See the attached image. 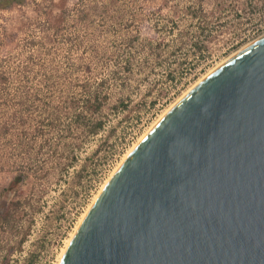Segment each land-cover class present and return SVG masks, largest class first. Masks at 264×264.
Returning <instances> with one entry per match:
<instances>
[{
	"label": "rangeland",
	"instance_id": "374dc122",
	"mask_svg": "<svg viewBox=\"0 0 264 264\" xmlns=\"http://www.w3.org/2000/svg\"><path fill=\"white\" fill-rule=\"evenodd\" d=\"M101 1L0 0V65L15 66L21 55L47 48L59 69L73 68L81 79L87 61L100 66L93 55L123 53L122 39L162 44L155 57L142 58L140 51L127 78L108 87L97 134H66L70 152L55 164L39 153L38 138L32 142L29 175L17 190L7 187L18 152L0 142V264H57L80 217L130 147L213 69L264 35V0H104L108 13L101 12ZM83 4L91 8L83 10ZM64 11L71 12L67 18ZM113 67L109 61L99 74ZM14 200L22 204L15 221L6 223L1 216Z\"/></svg>",
	"mask_w": 264,
	"mask_h": 264
},
{
	"label": "water",
	"instance_id": "95a60500",
	"mask_svg": "<svg viewBox=\"0 0 264 264\" xmlns=\"http://www.w3.org/2000/svg\"><path fill=\"white\" fill-rule=\"evenodd\" d=\"M60 264H264V35L146 134Z\"/></svg>",
	"mask_w": 264,
	"mask_h": 264
},
{
	"label": "trees",
	"instance_id": "16d2710c",
	"mask_svg": "<svg viewBox=\"0 0 264 264\" xmlns=\"http://www.w3.org/2000/svg\"><path fill=\"white\" fill-rule=\"evenodd\" d=\"M82 7L83 10L91 8L87 4H83ZM73 9L78 15L82 11L81 8ZM101 9L102 13L110 11L104 0L101 1ZM71 12L64 11V17L67 18ZM55 29L58 30V27ZM64 39L59 41L62 42ZM55 40L58 41L57 36ZM160 44L155 40H139L132 37L122 39L120 45L125 48L123 53L109 55L101 52L100 55H93L97 60L92 61H97L100 66L92 68L87 61L81 79L71 74L73 68H69V72L67 68L59 69L54 61L53 52L47 48L42 54L29 52L21 55L15 66L6 64L5 60V65H0V142H3L2 145L5 147L13 146V152L16 150L18 152V158L10 160L12 164L15 163L17 173L7 189L17 190L24 178L28 177L30 164L27 159L31 160L32 142L36 138L41 148L39 153L41 155L44 153V157L55 164V159L59 155L63 157L66 152H70L66 134L73 135L74 129L82 136L97 134L104 125L102 109L108 100V87L112 82L127 78L140 51L142 58H149L150 55L155 57L162 45ZM93 57H90V60ZM109 61H114L112 70L105 75L99 74L102 70L99 68ZM69 73L71 75H68ZM63 88H67V92H64ZM36 113L39 114L38 118L35 116ZM35 118L37 120L34 129L38 137L30 134L33 129L32 120ZM53 132L56 135L50 139L49 135ZM43 149L46 152H42ZM12 154L13 157L16 153ZM0 159L2 161L5 157L0 155ZM42 168L43 166L38 165L35 168L33 165L30 169L39 173ZM21 204L20 200L10 202L1 216L4 222L15 221L14 215Z\"/></svg>",
	"mask_w": 264,
	"mask_h": 264
},
{
	"label": "bare ground",
	"instance_id": "6f19581e",
	"mask_svg": "<svg viewBox=\"0 0 264 264\" xmlns=\"http://www.w3.org/2000/svg\"><path fill=\"white\" fill-rule=\"evenodd\" d=\"M218 66V65H217ZM217 68V67H216ZM214 70V69H213ZM212 71V69L210 70ZM189 92V91H188ZM187 92V93H188ZM181 99V98H180ZM171 107V106H170ZM172 108V107H171ZM169 108H167V110L161 115L162 117L168 112ZM159 117L153 124L152 127L150 129H148V131H146L141 137L140 139L132 146L130 147V149L126 152V154L124 155L123 159L121 160V162L118 164V166L113 170L111 176L105 181V183L102 185L101 189L99 190V192L96 194V196L94 197V199L92 200L90 206H88L86 212L80 217L78 224L76 225L74 231L71 233L70 237L67 239L65 246L62 248V251L60 252L59 258H58V262L57 264H60V261L68 247V245L70 244L74 234L76 233L77 229L79 228V226L81 225L82 221L84 220V218L86 217L87 213L89 212L90 208L92 207V205L95 203V201L97 200V198L99 197V195L101 194V192L103 191V189L106 187V185L108 184V182L111 180V178L114 176V174L118 171V169L121 167V165L124 163V161L127 159V157L131 154V152L136 148V146L142 141V139L146 136V134L155 126V124H157L159 122V120H161L162 117Z\"/></svg>",
	"mask_w": 264,
	"mask_h": 264
}]
</instances>
